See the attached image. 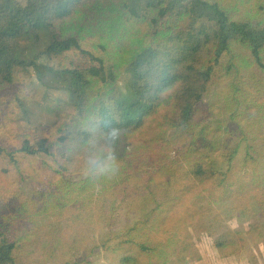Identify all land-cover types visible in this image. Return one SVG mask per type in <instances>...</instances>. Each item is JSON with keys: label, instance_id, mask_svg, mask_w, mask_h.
Instances as JSON below:
<instances>
[{"label": "trees", "instance_id": "1", "mask_svg": "<svg viewBox=\"0 0 264 264\" xmlns=\"http://www.w3.org/2000/svg\"><path fill=\"white\" fill-rule=\"evenodd\" d=\"M244 50L264 70V0H0V264H55V246L36 239L52 231L13 232L14 215L3 212L8 199L39 212L52 197L73 195L79 182L65 177L82 173L97 175L121 201L149 200L138 206L144 218L101 241L108 264L185 263L191 253L183 237L201 226L220 258L241 253L252 261L256 235L264 247L258 147L246 146L249 170L235 193V207L254 219L236 230L222 229L214 194L202 193L197 180L227 176L216 163L230 166L239 143L189 147L202 122L223 106L239 108L236 98L206 99L222 79L238 91L232 80ZM40 55L50 64L38 62ZM122 69L129 100L117 86ZM32 73L71 95L53 100L50 124L33 125L26 107ZM259 101L249 102L248 114ZM173 154L184 164L170 161ZM27 175L56 186L51 194L35 189L30 199L22 185ZM81 262L92 263L84 255L59 264Z\"/></svg>", "mask_w": 264, "mask_h": 264}, {"label": "rangeland", "instance_id": "2", "mask_svg": "<svg viewBox=\"0 0 264 264\" xmlns=\"http://www.w3.org/2000/svg\"><path fill=\"white\" fill-rule=\"evenodd\" d=\"M243 55L244 59L236 65L239 67V72L232 80L238 91L232 93L229 82L222 79L221 82L213 84L206 99V101H220L223 104L225 100L228 101L226 103H230L231 98H236L237 104H240L239 108L234 109L231 105L230 109L226 110L223 106L219 114L211 116L195 129L189 144L190 149L203 150L205 145L213 141H218V143L229 147L239 143L238 153L230 166L227 167L226 164L220 166L219 163H216V168L226 170L227 176L221 178L215 175L202 181L197 180V183L202 185L200 187L202 193L205 195L214 194V199H216L214 204L220 211V225L222 229L229 230L243 229L254 219L251 216L245 217L235 207L237 201L235 193L241 187L242 176L249 170V166H246L243 161V154L247 150L248 143H255V146L258 147L259 158L255 165L264 168V134L260 132V130L264 131V70L256 66L247 50H244ZM37 58H39L38 62L50 64L43 55ZM30 83L31 94L26 97L28 101L26 107L35 120L33 125L50 124L52 116L49 108L53 100L68 101L71 99V95L59 86L60 82L54 79L48 78L46 83H40L36 79L35 73H32ZM117 86L122 91L124 98L129 100L131 93L125 83L123 69L118 77ZM232 91L234 90L232 89ZM256 98L260 101L252 113L248 114L247 106L252 99ZM230 110L234 112L233 117H230ZM244 111L246 118H241L240 115ZM171 160L179 165L184 164L175 154L171 156ZM164 161L162 160V164ZM22 179L23 188L30 199L33 198L32 192L35 189L52 188L47 192L51 194L56 186L45 181V177L38 175H27ZM65 179L79 182L73 195L64 196L61 194L58 197H52L48 207L36 209L40 210L39 212H34L33 207H17L12 199H8L3 214L6 218L14 215L13 220H15L16 228H12L13 232L22 230V226L30 230L39 228L44 231L51 230L52 232L49 234H39L36 239L38 245L42 243L49 247L55 246L56 254L53 255L55 264H59L63 257L74 261L82 260L84 255H87L88 259L92 261L90 264H108V260L103 257L102 249H99L101 241H104L107 235L115 234L132 220L144 218L138 206L148 205V198L143 201L140 197H126L121 201L116 195L113 196L111 191H104L102 186L108 187L109 184L101 181L97 175L87 178V174L82 173L65 177ZM189 233L191 237L184 236L183 239L187 238L186 241L190 245L191 259L180 264H264V247L258 235H256L258 250L253 248L254 252L252 251V253L255 258L249 261V258L241 253L228 258H220L212 247L210 238L205 235L203 226L200 227L198 234L195 235L192 231ZM164 239L168 240V236ZM111 242L115 241L109 240L107 245ZM168 243L173 244L172 242ZM37 244L32 248L34 249ZM92 248H96L94 254H90ZM61 254H66V256ZM71 254L72 257L69 256ZM80 264L88 263L81 262Z\"/></svg>", "mask_w": 264, "mask_h": 264}, {"label": "clouds", "instance_id": "3", "mask_svg": "<svg viewBox=\"0 0 264 264\" xmlns=\"http://www.w3.org/2000/svg\"><path fill=\"white\" fill-rule=\"evenodd\" d=\"M113 135H115V132L113 133ZM109 158L111 159V156ZM91 163H95V161L93 160ZM104 171H107V166L101 169V172H104Z\"/></svg>", "mask_w": 264, "mask_h": 264}]
</instances>
